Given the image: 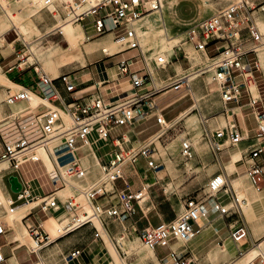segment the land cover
I'll return each mask as SVG.
<instances>
[{
	"label": "built area",
	"instance_id": "2783aa9c",
	"mask_svg": "<svg viewBox=\"0 0 264 264\" xmlns=\"http://www.w3.org/2000/svg\"><path fill=\"white\" fill-rule=\"evenodd\" d=\"M75 1L82 5L84 0ZM250 1L252 0H235L212 16L189 24L182 33L184 38L175 44H172V38H167V45H172L177 50L176 59L186 60L190 67L192 61L188 47H192L195 52L208 55V46L216 45L217 54L208 56L212 60L213 78L220 87L223 103L227 105L234 101L239 102L244 93L249 94L257 122L254 136L264 138V105L256 106L261 102L254 98L251 88L252 83L256 85L255 71L261 72L264 76L259 56V50L264 44V35L254 20L255 7ZM65 4L67 5L66 2ZM161 7V0H103L86 11L73 14V19L77 21L89 20L87 25L89 24L94 32L87 36L88 40L112 33L115 40H121L125 45L123 50L137 52L135 56L122 58L118 63L120 74L129 77L133 92L117 101H111L101 94H90L73 97L70 102L61 101L62 103L58 104L62 98L57 82L63 84L69 93L77 90L76 84L70 79L69 74L51 77L37 65L33 67L34 71L45 88V94L41 98L51 104L44 105L46 109L37 114L42 132L40 138L30 140L21 137L9 142L2 128L13 112L0 119V164L9 162V167L4 170L24 172L26 165L35 164L43 167L41 173L31 170L24 173L22 178L18 177L21 187L15 190L16 198L9 199L8 204H5L0 192V209L7 215L14 213L19 201L23 204L36 201L30 210L39 208L49 214L50 211L62 209L61 215L67 212L68 216L72 215V211L75 213L63 228V233L55 239H52L43 228L42 223L37 226L26 223L28 232L36 243V248H32L31 252L40 251L82 226L94 225L93 217H98L103 227L102 229L94 225V236L103 239V230L107 232L105 219L125 221L131 218L136 213L137 206L141 204L143 191L151 187L146 183L138 189H133L132 184L125 181V188L119 189L116 183L120 179H125V168H136L140 159L144 158L149 169L156 173L162 170L163 164L155 159L154 142H148L152 136L131 143L128 135L143 122L152 119L156 120L161 130L168 127L171 120L165 119L164 112L177 100L164 101V97L172 93L187 92L183 96L192 93L189 76L175 73L162 80L161 72L165 71L171 62L160 52L161 48L153 47L145 36L134 28V23L138 19L160 10ZM250 55H253V60L250 59ZM160 82L162 83L159 84ZM27 91L21 89L14 93L8 92L7 105L27 100L29 98ZM66 118L70 119V124L66 122ZM214 133L216 138L228 140L232 145L244 139L243 134L234 125L217 129ZM136 136H139V133H136ZM210 140L216 154L221 149L220 141L211 138ZM99 141L107 144L112 142L114 146L109 160L100 163V176L89 186L75 189L62 202L58 191L67 185L63 171L67 176L77 178L91 176V172L83 165L85 156L81 152L84 153V148L96 145ZM41 147L47 152L57 172L55 177L51 176L39 155ZM181 153L184 157L191 158L192 144L184 141ZM249 153L252 163L247 173L253 185L260 189L264 181V165L258 159L263 153V148L256 146ZM39 175L48 178L51 185V192L42 198L34 195L36 187L33 182ZM207 187L206 198L189 197L185 202L184 211L170 223L149 225L139 232V238L147 248L155 251L158 247H169L170 251L160 257V264H196L187 241L200 233L201 218L212 219L221 216L228 219L233 240L240 242L248 238L249 231L244 215V206L248 199L239 197L229 187V182L222 172L215 173ZM228 189L230 191L223 197L231 200V206H227L223 198L217 196ZM210 198H214L211 204L208 203ZM30 215L32 212H28L25 217ZM6 231L5 219L0 217V235ZM79 253L80 250H76L70 257H75ZM3 261L5 255L3 245L0 244V263ZM248 264H264V256L259 255Z\"/></svg>",
	"mask_w": 264,
	"mask_h": 264
},
{
	"label": "crops",
	"instance_id": "0c3cea01",
	"mask_svg": "<svg viewBox=\"0 0 264 264\" xmlns=\"http://www.w3.org/2000/svg\"><path fill=\"white\" fill-rule=\"evenodd\" d=\"M263 8L264 6L261 7V10H264ZM255 12H258V11H255ZM47 16L48 14L46 13V17ZM171 18L173 19L172 15H171ZM51 19L55 21L56 17L53 16ZM51 19L46 20V25L54 24V26L52 27L49 26L48 32H51L55 30L56 28H58L61 31V33L64 34L65 32H63L62 30H64V28L67 29L69 25L62 27L63 29H60V26L63 23L61 21H64V20L58 18L57 22L54 23L51 21ZM88 21L89 20H87L85 23H81L83 25V28L80 23L77 26H75L73 28L74 30L76 29L75 33H77V31H80V28H81L84 32L85 38L88 35H92L94 30H92L89 24L87 25ZM177 21L179 25H182L179 20ZM46 25H43V26H46ZM186 25L187 24H185L184 26ZM36 27L38 28V31L41 34L42 32L40 28L38 27L37 23H36ZM77 27L79 28L77 29ZM9 31L10 29L4 33V38H5L4 42L3 44H0V68L2 69V72L4 71L3 73L6 75V77H2L0 79L11 82V84L13 85L10 87L6 86L7 92H10V91L12 92L11 90L12 88L27 89L30 93L37 95L36 99L29 103L35 104L39 102H44L43 100H41L42 99L41 97L42 95L45 94V88L40 83L39 77L35 73L34 68H28L31 64L29 66L22 68V63H20V56H17L14 59H11L16 53L15 51L16 48L13 51L9 50L10 52L8 53L5 52V49L7 47L5 45L8 44L13 48L14 45L17 43V40L20 39L18 38L14 42H9L6 37V34ZM109 34H112V33H109ZM107 35L102 36L100 38H96L98 37L96 36L94 37L96 38L95 40H93L94 38H92L89 40V42L82 44L81 47L79 45V37H78L77 43L74 46H72L71 39L73 38L74 35H73V32H71L70 34L68 30L67 37L66 36L65 37L68 41V46L69 45L70 46L67 49H63L62 48L63 46L61 44L55 43L56 45L51 47V48H56L58 52H60L59 54H62L63 52H67L70 48L73 49L70 52L72 58H70L65 63L59 60H56V63H54L51 69V74H49L51 76L53 75V77H56L62 74H69L70 79L73 80V82L76 84V87H77V90L74 93H69L65 89L63 84L57 82V85H58V88L61 94V98H62V100H60L58 104L62 103L61 101L70 102L73 99V97H79V96L90 95V94H101L111 101H117V100L124 98L125 96H127L128 94L134 91L129 81V77L120 74L118 70V63L122 58L135 56L137 52L135 50H123V49L120 50L117 43H115V41H111L110 38L106 37ZM211 45H209L208 48ZM28 46H29V43H28ZM107 46L115 47L116 49L111 53H107L104 51L106 50ZM208 48H207V51H208L209 56H214L217 54V52L215 54H211ZM29 52H30V46H29ZM259 56H260V60L262 61V57H264V53H259ZM175 58H177V56ZM35 62H38L37 59L31 63H35ZM38 63L40 64V62ZM178 65H180L182 69L180 70V72H177ZM178 65H177V68H174L173 70H171L170 75H168V77H165V78H169L170 76H173L175 73L177 75H181L182 72H186L190 69L188 68L186 70L184 68L185 64L183 62H180V63L178 62ZM64 68H69V69L68 71H64ZM42 69L46 72V70L43 67ZM257 73L260 75L261 84L259 80L257 79V76H256ZM254 77L256 80V86L255 84L254 86H252V92H253L254 98H257L261 102L256 105L257 107H259V106L264 105V76L261 72L255 71ZM0 84H2L1 81H0ZM196 85H197L196 82L193 83V86L190 85L192 93H193V90L196 88ZM3 91H4V88L0 90V98L3 97ZM48 103L50 102L48 101ZM17 104H18V108L20 109H22V107L24 106L23 102H19ZM192 106H190L188 109H186L183 112L180 111V113L181 112L182 113L178 115L175 119H173L171 123H178L182 119L186 118ZM37 107L39 108L37 109V108L30 107L31 110L29 112H20V114L22 115L27 113L26 115H24V117L21 118V120L27 118L30 115H33L34 119L39 123L37 114H39V112H43L46 109V107L45 106L43 107L37 106ZM2 109H3L2 110L3 115H7L13 112V109L10 106L5 105V104L2 106ZM224 109H225L224 112L220 114L218 117H216V120L213 124V125L216 124L217 126L212 127L210 124L211 126L210 138L215 141H220L219 143L221 144V149L215 154L218 160V164L220 165V169L215 173L222 172L226 176L232 190L236 192V188H237V190L240 192L242 190V185H243V182L241 179L244 178L246 175H248L247 172L252 163L249 152L256 146H260L263 148V153L258 160L264 165V138H256L254 136V128L256 127L257 122H256L254 109L251 105V98L249 94L244 93L239 102L234 101L227 105L224 104ZM19 121H13V122L18 123ZM186 123L187 122L185 121V124ZM232 125L236 126L238 131H240L243 134L244 139L241 142H239L236 145H232L228 140L224 141L223 139H218L215 137L214 132L217 129L229 128ZM139 127L134 129V131L128 133L131 139V143L142 141L151 136H154L153 134H151L145 139H140V135L144 132V129L138 130ZM136 133H139V136H136ZM194 133H195V138H196L201 133V130L200 132L194 131ZM182 135L183 134L180 135V138H182L181 137ZM190 139L194 141V138H190ZM113 149H114V146L112 142L107 144L104 141H99V143H97L96 145H92L91 147L84 148L85 152L84 153L81 152V154H84L85 156L83 161L86 166L91 168V173H92V175L89 176V178H87L86 180L87 183L93 182L100 174L99 167L95 165L97 161L99 160L100 163L107 162L110 158V155ZM42 153L44 154L43 151ZM24 170H23L24 172H22V171H13L11 169H7V170L2 171V173L0 174V192L3 194V200L5 204L9 203L10 201L9 199L16 198V196L15 197L12 196V194L10 193V190L8 189L5 183V179L7 177H9L10 184H11L12 176L22 178V176H24V173H27V171L31 172V170H36L38 173H41V171L43 170V167L40 164H35V166L26 165ZM150 173H153L155 175V179H150L149 177ZM157 176H158V173L154 172L148 167H146L145 170H140L138 166H136V168H132V167L125 168V181L132 184L133 189H138L139 187H141L142 185L146 183L150 184L151 186L156 184L157 178H158ZM33 184L36 187V189L34 190V195L38 196L39 198L45 197L51 192V185H49V179L46 178L45 176L39 175L34 180ZM116 185L119 189L125 188V183H124V186L122 187L118 186L117 183ZM147 191L148 190H145L146 193ZM223 192H221L220 194H217V196H219L220 198H223L224 203L227 206H230L229 203L231 202V200L228 197H223L224 195H226V194H223ZM60 197L63 202L65 199L62 198L61 195ZM146 200H147V197L144 201L145 203L141 202V204L137 206L136 213L131 218L125 221H119V220L106 218L105 223H106L108 234L104 231L103 239L95 238L94 225L88 224V225L78 228L77 230L69 233L68 235L64 237L58 238L52 244L42 248L40 251L35 252V253L31 252L32 248H35V246H32L28 242V240H26V232L29 234L26 223H32L36 226L39 223H42L43 228L48 232V227L50 225L51 226L53 225V227H55L56 223H59V220H61L62 225L68 223L70 220L68 219V215H66L67 213L64 212L61 215V212L55 213L54 211H50L49 214H46L42 212L39 208H36V209L28 211V212H32V215L28 217H25V215L28 212L24 213L22 216H16V214L22 211L23 209H27V208L31 209V207L35 205V203L33 202H30L29 204H27L28 203L27 202L23 204L22 201L17 202L18 208L15 210L14 213H9V215L8 214L5 215L4 210L0 209V212H3L0 217H3L5 219L6 228H7V231L4 234L0 235V244L3 245V253L5 255V261H3L0 264H110V263H113L114 257L111 256L109 247L105 240V235H107V237L110 238L111 242L117 248V251L120 254V258H122L123 257L122 252L128 251V250H124L120 252L119 247L121 249L123 248L120 245L118 246V242L117 243L115 242V241H118L117 240L118 236L123 237L124 235L125 236L124 241L129 242L130 245L134 247V244L136 243L137 240L135 242L127 241L130 238V236H133L134 234L139 235V232H141L143 229H145L149 225L158 226L161 223L165 222L164 219L158 213L153 212L154 207L147 206L148 202H146ZM213 201H214V198L210 199L208 203L211 204ZM261 204L264 206V202H261L260 205ZM259 216L260 217L264 216V209L261 211V213H259ZM5 217H11L14 220V222H12V220L5 218ZM153 218H156L157 221H159V224L154 225L152 221ZM213 218H216V217H213ZM245 220H246V217H245ZM201 221L205 222L206 220L201 219L200 223ZM211 222L212 220L210 219V221L202 225V228L207 226L206 231H209V232L201 235L200 237H197L193 244L191 243V241H193L195 238H193L189 242V246H192L193 249L198 252V255L200 254L201 251L209 247V243L212 242V240L218 239V238L223 239V237H227L228 232H230V227L228 223H225V221H223L224 225L223 223L220 224L218 221H215V222L213 221V223ZM95 225L101 228V225L99 226L97 224ZM246 225L249 231L247 240H250L254 244L255 242L258 241V239L257 237H255L254 234L252 235L253 233L252 224L251 226H249V222L246 220ZM56 229L54 228V235H55ZM206 234H212L209 240L205 239ZM50 236L52 238H56L58 235H55V236L50 235ZM120 237L118 239L120 241H123L122 239H120ZM261 237H264V235H262ZM199 238L201 239L204 238L203 240H205L204 243L206 244L204 243L202 244L203 241L200 242ZM262 241H264V238L259 243H262ZM220 243H221V240H220ZM237 248L239 250V246ZM76 250H80V253L75 257H70L72 252H75ZM238 250L236 249V247H233V245H231L230 242H227L224 245H216L213 248H211L208 251L207 258L209 260H212L215 264H237L235 263L237 258L233 260L234 258L233 252H236ZM133 254L138 256L137 253H133ZM152 254L154 258H156L159 262L160 256H158L156 250L155 252L153 251ZM243 254L245 253L243 252ZM259 255L264 256V253H260ZM23 256H25L26 258H24ZM128 256L129 255L127 254V257L125 258H128ZM193 256L195 257V262L197 264V258L194 255V253H193ZM150 263H152V260ZM202 263L210 264V263H207L206 261L205 262L203 261Z\"/></svg>",
	"mask_w": 264,
	"mask_h": 264
},
{
	"label": "rangeland",
	"instance_id": "374dc122",
	"mask_svg": "<svg viewBox=\"0 0 264 264\" xmlns=\"http://www.w3.org/2000/svg\"><path fill=\"white\" fill-rule=\"evenodd\" d=\"M234 1L235 0H180L178 2L172 3V6L170 7V11L173 19L172 21L169 19L166 20V25L169 30L168 36L169 38H172L171 39L173 41L172 44H175L176 42H178L179 39L184 38V35L182 33L185 30L186 26L198 20H202L204 18L212 16L213 14L217 13L219 10L228 6ZM252 1L255 4V9L253 10L254 20L255 22H257L258 27H260L259 29H261L260 31H262L264 35V10H261V7L264 6V0H252ZM91 3L92 2H90V4ZM84 6L85 5L81 6L80 10L78 9L76 10V12L79 11L78 14L82 12L85 9ZM56 7L57 10L53 11L48 7H45L43 1L37 2L36 0H0V27L4 22L8 24L11 23L10 31L6 34L7 40L9 42H14L18 38H20L19 40H17V43L14 45V47L10 48V50L13 51L16 48L15 51L17 54L15 53L11 59L20 56V63H22V68L29 66L30 64L31 65L28 68H33L34 66L38 65L41 69L43 67L48 74H51L52 67L50 68L49 66L45 65L44 62L42 61V57L45 55L47 51H53L54 54L60 53L56 48H51L54 45H56L55 43L61 44L63 46V47L61 46L63 49H67L70 46V45L68 46V41L66 39L68 28L67 29L64 28V30H62L63 32H65L64 34L61 33V31L58 28H56L51 32H48L49 26L52 27L54 26V24L46 25V20L51 19L53 16H55L56 20L54 21L51 19V21L56 23L58 18L68 21L71 20L73 17L72 14H70V9L67 8L65 1L59 0V2H56ZM7 11H11L13 14H16V21H14V23L13 21L9 20L6 17ZM46 13L48 14L47 17H46ZM177 20H179L182 25H179ZM86 21L87 20L80 22L73 19V22H69V26L75 27L79 23L80 24L85 23ZM36 23L42 32L41 34L38 31V28L36 27ZM12 24L13 25L16 24V25L13 26ZM136 24L139 25L138 22H136L135 25ZM185 24L187 25L184 26ZM22 27L26 28L28 32L27 31L25 33L21 32L20 28ZM78 28L79 27H77V29ZM158 28H160V25L159 26L156 25V27L150 31L149 35L145 36L146 40L150 42L155 48H161L159 42H161L162 40H160V36L157 32ZM80 31H77V33L79 36V45L81 47L82 44L89 42V40L84 37V32L81 28ZM105 35L107 34L98 36L96 38H100ZM106 37L110 38L111 41H115L114 35L112 34H108ZM163 37H167V36L164 35ZM96 38H94L93 40H95ZM28 43L30 46V52H29ZM165 43L167 44L168 40H166ZM123 46L125 47V45ZM123 46L120 45L119 43L120 50L123 49ZM208 50L211 54H215L217 52L216 45L212 44L208 48ZM165 51L166 53H170V55L167 58H170L172 56L173 58L171 59L166 58L169 61L171 60V63L167 66V69L165 71L161 72L163 77L162 80L166 79L165 77H168V75H170L171 70L177 68L178 62L179 63L183 62L185 64L184 68L186 70L190 67V64L186 60L175 58L176 56H178V52L175 48L172 47V45H168V48ZM188 51L190 52L192 65L188 71L182 72L181 75L191 74L190 78L192 79L190 80V85L193 86V83L196 82L197 84L196 88L193 90V93L187 94L185 96L183 95L187 92H184V94L172 93L164 97V101L177 100L175 103H173L169 108L165 110L164 112L165 119L167 121L170 120L172 121L183 111L188 109L193 104L194 105L191 107V110L186 118L182 119L178 123H173L174 124L173 126L167 127L165 129V133L163 132L159 139L155 138L156 141L153 144V146L156 148L155 159L158 163L163 164V168L160 171V173H158L157 183L152 185L150 188H148V191L146 193V197H147L146 202H148L147 206L154 207L153 212L158 213L166 223H170L177 217V215L181 214V212L184 211L185 202L189 197L206 198L207 197L206 193L208 192L207 184L210 178L212 177V175L220 169V165L218 164L216 155L213 152V147L210 140V134H211L210 129L211 126L212 127L217 126L216 124L215 125L213 124L216 120V117H218L220 114L224 112L225 110L224 103L221 99L220 89L218 90V87L215 85V82L213 81V71H206V73L203 74L200 71H198L200 68L207 67L212 62L210 57L206 55L204 56L203 53L195 52L192 47H188ZM259 53H264V47L260 49ZM36 59L38 62H40L41 65L38 62L31 63ZM250 59L253 60V55H250ZM261 64L263 65L264 68V57H262ZM69 68H64V71H68ZM180 70L182 69L180 65H178L177 72H180ZM256 76L260 82V75L257 73ZM51 77H53V75ZM0 81L2 82V84H0V90L4 88L3 97L0 98V119H1L3 116H6L2 114L3 113L2 106L4 104L7 105V98H8V92L6 86L10 87L13 85L11 84V82H8L3 79H0ZM161 83L162 82H160L159 84ZM20 89L21 88L16 90L12 88L11 90L12 93H14ZM23 105L24 106L22 107V109L18 108V104H12L10 106L13 109V115L6 123L11 121L21 120V118L24 117V115H26L27 113L22 115L20 114V112H29L31 110L30 107L38 109L39 107L37 106L43 107L44 105L50 106L51 104L45 102H39L35 104L29 102H23ZM180 111L182 112L180 113ZM185 121L187 122L186 124ZM189 122H192L191 124L193 125L192 127H189L190 124ZM143 129L144 132L140 135V139H145L149 135L151 134L154 135L159 130H161L159 125L156 124L155 119L143 122L138 128V130H143ZM200 130L201 133L195 138L194 131L200 132ZM181 134H183L181 136L182 138H180ZM190 138H194L195 142ZM184 141L193 142L192 158H186L181 153V145ZM43 152L45 158V167L47 168V170H49V172H52L53 171L52 162L50 161L47 152L45 150H43ZM137 166L140 170H145L147 167L145 159L141 158ZM5 167L8 168L9 163H4L3 165H1L0 171ZM149 177L150 179H155V175L153 173H150ZM241 180L243 182L242 190H244L245 196L250 199L248 210L245 211L244 209V213H245L244 215L246 217V220L249 222V226H251L252 224V229H253L252 235L254 234L255 237H257L258 241L255 242L254 244L247 239L240 242H235L232 239L230 232H228L227 237H223V239L218 238L212 240V242L209 243V247L201 251L199 255L198 252L194 250L192 246H190L192 247L191 249L197 258V264H203L202 263L203 261L204 262L206 261L207 263L210 264H215L212 260H209L207 258L208 251L216 245H224L227 242H230L231 245H233V247H236L237 250H238L237 247L239 246V250L233 252L234 254L233 260L237 258L236 262L239 261L240 263L243 260H245V258L244 259L242 258L245 257L247 253H249L254 248H256V245H258L259 242L264 238L261 237L262 235H264V216L263 217L259 216V213H261V211L264 209V206L262 204L260 205L262 200L258 198L262 193H264V181L262 183V187L258 189L250 181L248 175H246ZM5 183L8 189L10 190L12 196L15 197L16 191L12 188L9 177L5 179ZM124 183H125V179H120L117 182L118 186L120 187L124 186ZM236 193L239 196V191L237 190V188H236ZM223 194H226V192H223ZM231 203L232 202L229 203L230 206ZM54 212L62 213V209L54 210ZM2 213L3 212H0V216L2 215ZM5 218H8L12 220V222H14V220L11 217H5ZM211 220H212L211 223H213V221L214 222L218 221L220 224L223 223V225H224L223 221H225V223H228V219L222 218L221 216H218ZM152 221L154 225L159 224V221H157L156 218H153ZM208 221H210V219L206 220L205 222L201 221L200 224L203 225ZM94 222L98 226L100 225L98 218H94ZM206 230H207V226L202 228L200 233L195 235L194 237L195 239L191 241V243L193 244L197 237H200L201 235L209 232ZM48 232L50 233V235H54L53 225L52 226L50 225L48 227ZM211 236L212 234H206L205 239L209 240ZM119 237L120 236L117 237L118 241L115 242L116 243L118 242V246L120 245L123 248L121 249L119 247L120 252L127 250L128 247L132 246L130 245L129 242L127 244H123V242H121L118 239ZM200 239L201 238H199V241L200 242L203 241L202 242L203 244L205 241L203 240L204 238L201 240ZM26 240H28V242L32 246H35L34 242L31 240L30 235L27 232H26ZM105 240L112 256V252H111L112 242L110 238L107 237V235H105ZM127 241H133V242L136 241L134 247L132 246L133 250L124 251L125 253L128 252L127 253L129 255L128 258H125L127 257V254H125L124 252H122L123 257L120 258L118 252L117 257L112 256L114 257L113 263L110 264H160V260L158 262V260L154 258L152 254L153 251L147 250L144 247V245L141 244L138 234H134L133 236H130V238ZM169 251L170 249L167 246L158 247L156 249V252L160 257L165 256ZM240 251H243L245 254L240 256L241 255ZM133 253H137L138 256L134 255ZM23 257L26 258L25 256ZM151 260L152 263H150Z\"/></svg>",
	"mask_w": 264,
	"mask_h": 264
},
{
	"label": "bare ground",
	"instance_id": "6f19581e",
	"mask_svg": "<svg viewBox=\"0 0 264 264\" xmlns=\"http://www.w3.org/2000/svg\"><path fill=\"white\" fill-rule=\"evenodd\" d=\"M37 2H44V5H45V7H48L49 9H51V10H53V11H56L57 10V7H56V2H59V0H36ZM60 1H62V0H60ZM63 1H65L66 3H67V8H69L70 9V14H72V16H73V14H78V12H76V10H80V8H81V6H83V5H85L84 7H85V9L83 10V11H86V10H88L90 7H92V6H96L98 3H100L101 1H103V0H84L83 1V4L82 5H79L75 0H63ZM94 2L93 4L91 3L90 4V2ZM178 1H180V0H161V2H162V7H161V9L160 10H158V11H154V12H151L152 14H150V15H148V14H146V15H148V16H146V15H144V16H146V17H144V16H142L140 19H138L136 22H138V24L139 25H135V23H134V28L135 29H137L136 31L138 32V33H140V34H142V35H144V36H147V35H149V33H150V31L152 30V29H154L155 27H156V25H160V28H158L157 29V32H158V34H159V36H160V40H162L161 42H159V44L161 45V52H163V53H165L164 55H165V57L167 58L169 55H170V53H166V49L168 48V45L165 43V41L167 40V38H169V30H168V27H167V25H166V20L167 19H169V20H171L172 21V18H171V11H170V7L172 6V3H175V2H178ZM251 2V5L252 6H254L255 7V5H254V2H252V1H250ZM264 9V8H263ZM82 11V12H83ZM7 13V18L9 19V20H11V21H13V23H14V21H16V14H13L11 11H7L6 12ZM73 18L74 17H72V19L71 20H64L63 21V23L61 24V26H60V29H63L62 27H65V26H67V25H69V22H73ZM7 19V20H8ZM8 20V21H9ZM10 23V22H9ZM11 24V23H10ZM10 24H8V23H3L2 25H1V27H0V44H3V42H4V33L5 32H7L10 28H11V26H10ZM257 24V23H256ZM13 25V24H12ZM14 25H16V24H14ZM13 25V26H14ZM74 27H70V26H68V30H69V32H70V34H71V32H73V38L71 39L72 40V46H74L76 43H77V41H78V33H75L76 31V29L74 30L73 29ZM20 30H21V32H23V33H25L26 31H27V29L26 28H24V27H22V28H20ZM21 32H20V34H21ZM28 32V31H27ZM262 32V31H261ZM26 35V34H25ZM164 35H166L167 37H163ZM162 37V38H161ZM87 38V37H86ZM115 43H117V45L119 46V43H120V45H122L123 46V42L121 41V40H119V41H117V40H115ZM158 44V45H159ZM5 46H7L6 47V49H5V52L6 53H8V52H10L9 50H10V48H12L10 45H5ZM262 47H264V44L262 45ZM261 47V48H262ZM123 48H124V46H123ZM260 48V49H261ZM116 48L115 47H108L107 46V48H106V50H104L105 52H107V53H111V52H113L114 50H115ZM73 49L72 48H70L67 52H63L62 54H54V52L53 51H47L46 53H45V55L42 57V61L44 62V64L45 65H47V66H49L50 68L51 67H53L52 65H54V63H56V60H59V61H61V62H63V63H65V62H67L70 58H72V56H71V54H70V52L72 51ZM173 51H174V49H173ZM260 51V50H259ZM118 52V51H117ZM169 52V51H168ZM33 53V52H32ZM203 54H205V53H203ZM206 56H208L207 54H205ZM171 58H173V56L172 57H170V58H167V59H171ZM170 62H171V60H170ZM260 63H261V60H260ZM211 65H212V63H210L207 67H203V68H200L198 71H200L202 74L203 73H206V71H213V75H214V69H213V67H211ZM262 65V64H261ZM205 68H207L205 71L203 70V69H205ZM190 75L191 74H188V75H183V76H189V81L192 79V78H190ZM2 77H6V75L2 72V69L0 68V78H2ZM213 81L215 82V85L218 87V90L220 89V87H219V85H218V83L214 80V78H213ZM254 84L255 83H252V86H254ZM252 86H251V88H252ZM256 86V85H255ZM16 88V87H15ZM18 88V87H17ZM17 90V89H16ZM27 95H28V99L27 100H24V101H19V102H32L33 100H35L36 99V96L37 95H34L33 93H30L29 91H27ZM40 98V97H39ZM41 100H43L45 103H48V101L47 100H44V99H41ZM19 102H15V103H11L9 106H11L12 104H17V103H19ZM40 119L38 118V121H39ZM66 122L68 123V124H70V119H68V118H66ZM190 124H189V127H192L193 125H191L192 124V122H189ZM174 124L173 123H169L168 124V127H170V126H173ZM167 128V127H166ZM166 128H164L163 130H159L154 136H152L149 140H148V142H150V141H152V142H154L155 143V138H157V139H159L160 138V136L162 135V133L164 132L165 133V129ZM2 132H3V134H4V136H5V138H6V140L7 141H9V142H13V141H16V140H18V139H20L21 137H26V138H28V139H30V140H36V139H38V138H40V136H41V134H42V132H41V129H40V125H39V123L34 119V116L33 115H30V116H28L27 118H25V119H23V120H20L18 123H15V122H8V123H6L5 125H4V127L2 128ZM187 142H190V141H187ZM191 144H192V142H190ZM44 149L41 147L40 149H39V155L42 157V159H43V161H44V164H45V158H44V154L42 153V151H43ZM192 157H193V155H192ZM191 157V158H192ZM51 161V160H50ZM4 163H9V162H3V163H1L0 164V166L1 165H3ZM53 165V164H52ZM83 165H84V167L89 171V172H91V168L90 167H88V166H86L85 164H84V161H83ZM96 166H98L99 167V170H100V162H99V160L97 161V163L95 164ZM6 168V167H5ZM4 168V169H5ZM4 169H2V170H4ZM1 170V171H2ZM56 170H55V168H54V166H53V171L52 172H50V174H51V176L52 177H55L56 176ZM63 174H64V176H65V178L67 179V185L66 186H64L63 188H61L59 191H58V194H60L61 196H62V198H66L67 196H70L71 194H72V192L76 189V190H78V189H82V188H85V187H87V186H89L91 183H87L86 182V180H87V178H89V176L88 177H85V178H77V177H74V176H67L66 174H65V172L63 171ZM100 174H101V172H100ZM100 174L98 175V177L100 176ZM90 175H92V173L90 174ZM97 177V178H98ZM96 178V179H97ZM229 187H230V185H229ZM231 188V187H230ZM232 189V188H231ZM145 190H148V189H145ZM145 190L143 191V196H142V198L143 199H141V202H144L145 201V199H146V192H145ZM223 191H225L226 193H228L229 191H230V189H228V190H223ZM222 191V192H223ZM2 194V193H1ZM239 197H246L245 196V193H244V191L243 190H241L240 192H239ZM2 198H3V194H2ZM247 198V197H246ZM260 200H262V202H264V193H262L259 197H258ZM210 199H213V198H210ZM210 199H208V201L210 200ZM248 199V203L244 206V209H245V211H247L248 210V207H249V202H250V199L249 198H247ZM30 202H32V201H29L27 204H29ZM33 203H37L36 201L35 202H33ZM30 209L29 208H27V209H23L22 211H20L19 213H17L16 214V216H22L24 213H26V212H28ZM15 212V211H14ZM67 213V212H66ZM71 216H68V219L71 221V219H72V216H75V213L72 211L71 212ZM77 219L79 218V217H76ZM82 218V217H81ZM94 218H98V217H93L92 218V220H93V224L95 225V222H94ZM99 219V218H98ZM202 220H208V219H206V218H201ZM200 219V220H201ZM69 221V222H70ZM68 222V223H69ZM99 222H100V225H101V228L103 229V227H102V223H101V220L99 219ZM68 223H66V224H64V225H59V223H56V226L54 227L56 230H55V235H58V236H60V234L61 233H63V228L68 224ZM96 226V225H95ZM103 232H104V230H103ZM107 233V232H106ZM108 234V233H107ZM55 235H52V236H55ZM57 236V237H58ZM56 237V238H57ZM195 237V236H194ZM194 237H192L191 239H189L187 242L189 243ZM32 238V237H31ZM125 238V236L123 235V237H120V239H122V240H125L124 239ZM52 239H55V238H52ZM32 240H33V238H32ZM139 240H140V238H139ZM235 241V240H234ZM33 242L35 243V241L33 240ZM121 242H123V244H127L128 242H126V241H121ZM140 242H141V244H143L142 243V241L140 240ZM236 242V241H235ZM144 245V244H143ZM144 247L147 249V250H150V251H154L153 249H149V248H147L145 245H144ZM35 248H36V243H35ZM128 251H130V250H133V248H132V246H130V247H128V249H127ZM220 250V249H219ZM111 252H112V256H114V257H117L118 256V251H117V248L114 246V244L112 243V245H111ZM155 252V251H154ZM260 253H264V241H262V243H259L257 246H256V248H254L252 251H250L249 253H247V255L245 256V257H243L242 259H244L245 258V260H243L242 262H240L239 263V261L238 262H235V263H239V264H246V263H248V262H250V261H252V260H254ZM240 254L241 255H243V251H240ZM119 256H120V254H119ZM240 260V259H239Z\"/></svg>",
	"mask_w": 264,
	"mask_h": 264
},
{
	"label": "water",
	"instance_id": "95a60500",
	"mask_svg": "<svg viewBox=\"0 0 264 264\" xmlns=\"http://www.w3.org/2000/svg\"><path fill=\"white\" fill-rule=\"evenodd\" d=\"M11 185L14 190H18L21 187V184L18 181V177L12 176L11 178Z\"/></svg>",
	"mask_w": 264,
	"mask_h": 264
}]
</instances>
